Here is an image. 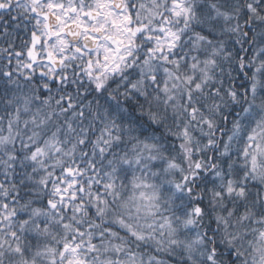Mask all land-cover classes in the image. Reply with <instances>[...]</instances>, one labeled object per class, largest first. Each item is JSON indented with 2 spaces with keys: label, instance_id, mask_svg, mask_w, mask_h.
I'll return each instance as SVG.
<instances>
[{
  "label": "snow or ice",
  "instance_id": "6c2138e0",
  "mask_svg": "<svg viewBox=\"0 0 264 264\" xmlns=\"http://www.w3.org/2000/svg\"><path fill=\"white\" fill-rule=\"evenodd\" d=\"M0 264H264V0H0Z\"/></svg>",
  "mask_w": 264,
  "mask_h": 264
}]
</instances>
